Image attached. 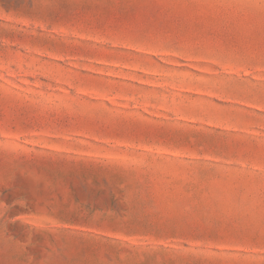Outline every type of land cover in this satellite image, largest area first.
<instances>
[{"label": "rangeland", "instance_id": "rangeland-1", "mask_svg": "<svg viewBox=\"0 0 264 264\" xmlns=\"http://www.w3.org/2000/svg\"><path fill=\"white\" fill-rule=\"evenodd\" d=\"M0 264H264V0H0Z\"/></svg>", "mask_w": 264, "mask_h": 264}]
</instances>
